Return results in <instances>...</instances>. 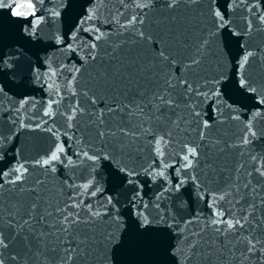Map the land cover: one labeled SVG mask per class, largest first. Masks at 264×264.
Here are the masks:
<instances>
[{
  "label": "water",
  "instance_id": "obj_1",
  "mask_svg": "<svg viewBox=\"0 0 264 264\" xmlns=\"http://www.w3.org/2000/svg\"><path fill=\"white\" fill-rule=\"evenodd\" d=\"M16 2L26 3L28 0ZM31 2L35 6V17L14 16L12 9L0 8V172H11L21 164L27 170L23 172L22 183L13 185L5 182L14 179L15 173L0 180L5 182L0 195V207L3 208L0 231L8 245L7 248L0 249L5 264H45V258L50 256L46 248L52 247L47 242L51 240L55 243V237L51 236L43 242L37 241L38 233L48 232L49 229L35 220L31 223V231L29 225H24L23 229L8 227L4 221L9 219V211L16 213L14 222L22 224L28 218V206L37 202V212L52 211L53 216L47 217V220L53 222L56 219L55 208L63 207L69 195L81 191L79 186L90 180L93 187H99L101 191L95 197L85 196V203L101 207L111 197L112 203L107 205V211L109 215H119L122 220L123 229L120 231L125 243L115 254V264H177L176 258L170 254V248L179 243L187 252V244L177 239L178 231L174 229H183V235L189 239H201V244L197 247L202 255L194 257L191 264H207L204 256L209 251L213 253V264H238L243 244L236 246L233 259L227 248L221 252L219 244L215 248L210 247L216 236L212 228H204L202 238L193 237L192 233L201 232L209 222L212 212L208 207L211 203L209 194L221 193L229 188L233 193L229 200L233 204L240 196L244 197L240 204H235L238 215H243L239 211L241 206L246 209L249 203H254L256 209L250 219L264 217V205L260 204L264 197V177L254 171L257 167L264 169V106L257 103V94L248 93L238 86L236 74L238 62L247 51H251L253 55L242 71L244 77L256 87L257 93L264 94V24L258 19L259 15L264 14V0H259L258 5L255 0L237 5H230V0H199L196 4L180 3L170 12L162 7L163 0H156L157 6L145 17L143 29L146 35L169 37L178 33L182 34V39L187 37L193 44L201 38L209 39L201 65L187 73L193 80L221 73L226 76L219 85L224 93L221 112L216 115L212 127L206 130L205 141H200L198 131L193 130L197 127L195 124L182 131L186 127L184 124L178 129L168 119L147 120L146 116L151 115L147 108L144 116L137 113L131 118L123 113L106 114L103 125L89 115L95 111L96 106L83 95L84 91L89 96L96 94L98 97H106L108 103H112L117 92H128V89L120 86L113 92L102 87L106 83L101 79L102 74L105 71L111 72L110 66L117 62L127 63L132 58L147 59L150 56L147 46L139 42L133 32H122L113 20L117 9L124 12L123 16L118 17L122 22L140 9L124 10L119 0ZM217 8L230 20L227 27L219 31L214 27L212 15V11ZM93 13V19L86 21L79 35L87 36L88 33L83 29L93 25L101 31L111 29L112 34L108 41L99 42L97 60L82 64L78 56L63 51V45H58L56 38L63 37L67 41L79 22ZM173 15L176 17L175 22L168 18ZM36 17L42 19L35 28V35H30ZM248 19L252 22L251 32L247 31ZM213 32L216 33L214 36ZM117 44L120 47L116 48ZM169 45L173 51L181 53L180 58H183L184 50L178 44L169 40ZM113 48L116 51L112 56H107L106 52H111ZM75 68H80V71L75 73ZM73 75L76 77L75 81H72ZM141 84L145 89L151 87L149 81H142ZM73 89L77 93L75 96L72 95ZM134 92L135 87L132 92H128L129 97ZM120 99L123 100V95ZM77 101L85 111L69 121L71 108ZM224 103L231 105V108L224 107ZM97 105L102 106L99 99ZM208 107L205 103L199 110L204 113ZM258 109L262 113L260 116L255 115ZM46 112L51 115H46ZM178 114L186 113L178 110ZM208 115L211 113H207L204 118L207 119ZM167 116H171L172 120L177 119L171 112ZM249 121L256 136H249L250 143L244 144L242 141ZM139 125L150 127L152 134L145 133ZM122 126L137 132L138 138L124 136L119 131ZM101 129L106 130L103 139L98 135ZM107 130L116 132V135L108 134ZM153 134L156 138L165 136L169 141L166 146L163 143L160 145L163 156L157 155ZM185 143L201 145L198 149V165L181 173L182 176L189 173L196 175L200 186L187 179L178 191H173L168 179L175 184V168L183 162L180 157ZM59 144L64 145L66 155L61 154L63 162H53L55 171L51 170V166L36 163L49 158ZM84 151L89 155L107 152L112 160L102 159L93 166L91 161L83 158ZM67 157L71 158V164ZM253 157L256 159L253 160ZM117 161L122 167L139 174L127 177L118 172ZM164 164L171 166L164 169L165 176L161 177L157 173ZM127 179H134L138 184H128ZM249 181L251 183L245 189L243 185ZM21 187L25 189L23 192L20 191ZM252 188L260 195L252 192ZM31 189L35 191H30ZM138 192L139 197L134 201L133 197ZM37 194L39 201L35 200ZM133 203L138 206L147 203L145 214H150V219L160 213L166 221L171 222L172 227L156 225L143 231L138 229L133 215ZM157 203L160 209L154 207ZM218 206L227 210L232 204L226 200L221 201ZM81 215L84 213L81 212ZM113 230H117V225L109 222L107 217H104L103 223L98 220L91 225L76 226L75 231L81 238L87 236L90 240H95L91 255L83 261L78 260L76 264H101L103 236ZM262 232L264 228H257L255 235L260 236ZM229 239L233 238L229 236ZM37 252L42 255H35ZM12 256L16 259L12 260Z\"/></svg>",
  "mask_w": 264,
  "mask_h": 264
},
{
  "label": "snow or ice",
  "instance_id": "obj_2",
  "mask_svg": "<svg viewBox=\"0 0 264 264\" xmlns=\"http://www.w3.org/2000/svg\"><path fill=\"white\" fill-rule=\"evenodd\" d=\"M42 2V0H41ZM199 0H163L162 7L169 10V12L176 8L180 3L186 4H196ZM247 0H230V5H237L239 3H246ZM121 7L124 10L140 9L139 12H134L133 15L128 16L123 20V22L118 18L124 15V12L117 9L113 15L114 22L119 26L122 32L131 31L135 36H137L139 42L146 45L150 56L145 59L143 57H136L130 59L127 63L117 62L115 65L110 66L112 71H105L102 74L101 79L106 83L101 85L107 89L115 92L120 86H124L128 89V92H132V88L135 87V92L129 97L128 92L120 93L117 92L112 103H108L106 97H98L96 94L89 96L87 91L83 92V95L87 97L93 106H96L95 111L90 112L89 115L94 116L96 121H99L100 125L105 123V115L109 113H123L125 116L131 118L132 116L139 113L144 116L145 109L147 108L151 115L146 116L147 120L155 119H168L176 128H180L181 124L186 127L181 129L182 131L187 130V126L195 124L197 127L193 130L198 131L200 141H205L207 137V131L212 127V123L216 120V115L221 112V104L223 100L224 93L220 90L219 85L226 79V76L221 73L220 75L213 77H203L200 80H193L187 75L194 69H197L205 55V51L209 44V39L207 37L201 38L197 43L193 44L187 37L182 39V34L173 33L169 37L163 35L153 36L152 34H145L143 25L145 23V17L148 12L156 7V0H119ZM256 5L259 4V0H255ZM10 8L12 9V15L27 17L29 15L35 17V6L28 0L26 3H17L16 0H0V8ZM147 9L148 11H145ZM251 11V8L248 9ZM54 15H59V13H54ZM214 17V27L216 31L224 29L230 23V20L226 19L225 13L221 12L218 8L212 11ZM255 15V13H253ZM94 13L90 14L85 20H81L79 25L70 33L68 40L66 41L63 37H57L56 43L58 45H63V51H69L74 55L79 57V61L82 64H87L89 61H96L99 55V42L104 40L108 41L111 33V29L107 31H101L99 27L93 25L88 29H83L88 34L87 36H80L83 25L87 20L93 19ZM173 22L176 21V17L170 16ZM40 17H36L33 21V30L30 35H35V28L41 22ZM247 19V18H246ZM261 24H264V14L258 17ZM252 22L250 19L247 20V31L251 32ZM172 30L170 29V32ZM121 32V34H122ZM216 33L213 32L214 36ZM239 35V33H233ZM169 40L173 43L178 44L181 49L184 50L183 58H180L181 53L175 52L169 45ZM120 47L119 44L116 48ZM113 48L111 52H106L107 56H112L116 51ZM253 55L251 51H247L240 62L237 64V76H238V86L244 89L248 93L257 94L259 99L257 103L264 106V94L257 93L256 87L246 79L243 74V69L247 65L249 58ZM167 69V71H165ZM80 68H75V73H78ZM161 73H163L161 75ZM76 77L73 75L72 81H75ZM70 81V83L72 82ZM149 81L151 83L150 88H143L141 82ZM77 93L72 90V95L75 96ZM123 95V100L120 96ZM98 99L101 101V105H97ZM207 103L209 107L202 113L199 109L201 105ZM226 108H231V105L224 103ZM178 110H183L186 114L179 115ZM84 109L80 107L79 101L76 102L75 106L71 108V115L68 116V120L71 121L75 118L77 114H83ZM171 112L172 115L176 116V120H172L171 116H167V113ZM207 119L205 115L207 113ZM46 115H51L50 112H46ZM256 116L262 115L261 111L258 109L255 113ZM238 119V117H235ZM95 122V121H93ZM145 133L152 134L151 128H144L143 125H139ZM247 132L244 135L243 143H250L249 136L255 137L256 132L251 126V121L246 126ZM119 131L124 136H130L134 139L138 138V133L135 131H129L125 127H120ZM108 134L115 136L116 132L107 130ZM98 135L103 139L106 135V130L101 129L98 131ZM171 135L170 133L168 134ZM155 140L156 152L158 156H163L164 153L160 148L163 143L165 146L168 144V140L165 136H156L153 134ZM2 142V141H0ZM201 147L200 144H189L185 143L182 145L183 155L180 159L183 161L178 167L175 168V175L177 180L175 184L172 183L171 179H168L169 187L173 191H178L181 186L185 183L187 179H190L198 187L199 182L196 175L189 173L186 176H182V171L188 169H194L198 165L200 159V152L198 149ZM61 154L66 155V150L63 144L56 146L55 151H52L49 158L42 161H36L37 164L42 166H51V170L55 171L53 162L61 161ZM83 158L92 162V165L100 160H112V156L107 152H99L97 154L89 155L87 151L82 153ZM68 163L71 164V158L67 157ZM256 158L253 157V160ZM63 162V161H61ZM118 172H122L127 177H134L138 175L134 170H129L126 167H122L119 162H115ZM171 165L164 164L163 168L157 173L159 176L164 177L165 171ZM242 167V166H241ZM239 170V169H238ZM27 170L21 164L19 167L13 169L11 172L4 171L0 172V180L4 177H8L15 173L14 179L10 181H5L6 183L16 184L17 182L23 181V172ZM147 171V169H145ZM255 172L259 173L260 176L264 177V169L257 167L254 169ZM151 174V173H150ZM251 175V173H249ZM5 182H0V195H2L5 188ZM37 183H40L39 181ZM67 184V181H65ZM128 184H138V181L134 179H127ZM251 182L244 184L243 187L248 189ZM71 187V185H69ZM81 191L72 193L69 195L68 201L65 202L63 207L57 206L55 208L56 219L53 222H48L47 217L53 216L52 211L45 210L43 213H38L37 209L39 204L33 202L28 206L27 209V219L23 220L22 224L15 221V214L9 211V219L4 221L8 227L16 229L19 227L23 229L24 225H29V230L31 231L32 221H36L42 225H45L49 231H40L37 235V241L43 242L47 237H55V243L48 240V244H52V247L46 248L50 253L49 257L45 258V264H76L78 260L83 261L89 255L93 249V244L95 240H90L89 237L85 236L81 238L79 233L75 231L76 226L80 224L91 225L96 223L98 220L104 222V217L108 218L109 222H114L117 225V230L108 231L103 236V241L101 242L102 255L100 256L101 264H115V254L125 243L122 238L123 224L121 217L115 213L109 215L107 211V205L112 203V198H107V203L101 207H94L92 203H85L84 197L90 196L95 197L101 189L99 187H93L92 181H88L83 185L79 186ZM91 189V191H89ZM25 189L20 188L23 192ZM167 190V189H166ZM30 191H35L31 189ZM256 195L260 193L256 192L255 188L251 189ZM236 192H239V188H236ZM211 198V203L208 207L212 209L209 222L203 226L201 232L192 233L193 237H201L204 228H212L214 233H216L215 239L212 240L210 247L215 248L217 244L220 245V251L223 252L227 248L228 253L233 255L235 259L234 251L236 246L243 244V248L240 250L241 259L238 264H246V262L251 261L252 264H264V232L260 236L255 235L257 228H264V217H250L253 216V212L256 209V204L249 203L247 208L241 206L239 209L243 215H238L235 210V204H240L244 199L240 196L239 199L235 200V204L229 197L233 195L231 188L227 191L221 193H211L209 194ZM139 197V192L133 200H137ZM40 197L37 194L35 197L36 201H39ZM159 199V197L157 198ZM228 201L232 204V207L225 210L219 207L221 201ZM260 204L264 205V197L261 198ZM15 208V206H13ZM113 207H115L113 205ZM156 209H160V205L157 203L154 205ZM133 215L136 217L137 225L136 227L140 230H146L150 227H155L156 225H166L171 228L172 224L170 221H166L164 215L158 213L153 219L149 218L150 214H145V210L148 208L147 203H143L142 206H138L136 203L132 204ZM162 209L160 212L162 213ZM19 212V209H16ZM81 212L84 215H81ZM3 208L0 207V220H3ZM38 217V219H37ZM259 219V223H257ZM191 221H188L190 223ZM246 225L248 227H246ZM178 231L177 239L179 241L186 242L187 252L180 246L179 243L174 244L170 248V254L176 258L177 264H191L194 257L202 255V252L198 250V245L201 244V239H189L187 236L183 235V229H174ZM231 236L233 239H229ZM223 237V239H221ZM27 240V237L24 238ZM207 243V241H204ZM8 245L5 243L3 232L0 231V249L7 248ZM35 255H42L41 252H37ZM213 253L209 251L204 260L207 264H213L212 258ZM253 257L255 260L253 261ZM12 260L16 257L12 256ZM0 264H5L3 258V253L0 252Z\"/></svg>",
  "mask_w": 264,
  "mask_h": 264
}]
</instances>
